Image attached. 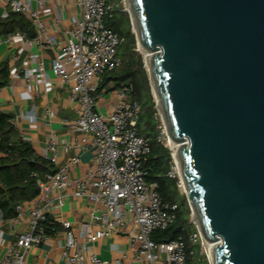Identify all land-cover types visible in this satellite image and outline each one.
Returning <instances> with one entry per match:
<instances>
[{"label": "water", "instance_id": "1", "mask_svg": "<svg viewBox=\"0 0 264 264\" xmlns=\"http://www.w3.org/2000/svg\"><path fill=\"white\" fill-rule=\"evenodd\" d=\"M211 264H264V0H125Z\"/></svg>", "mask_w": 264, "mask_h": 264}, {"label": "built area", "instance_id": "2", "mask_svg": "<svg viewBox=\"0 0 264 264\" xmlns=\"http://www.w3.org/2000/svg\"><path fill=\"white\" fill-rule=\"evenodd\" d=\"M73 1L79 14L71 18L70 27L63 29L64 40L56 43L44 21L46 16L52 15L55 26H61L62 8L54 0H33V4L31 0H0V18H6L10 12L20 13L29 20L34 31L31 38L20 31L7 34L0 37V44L16 46L13 61L27 53L23 64L33 66L26 69L24 80L36 79L43 92L50 91L52 83L38 56L29 50L34 44L43 49L56 46L50 70L55 78L69 86V98L75 104L74 117L68 126L90 137L82 146L92 152L85 173L75 176L72 170L80 163L79 145L64 144L65 152L73 149L74 153L60 163L59 141L51 133L48 153L42 158L53 165V171L34 173L38 188L35 198L18 204L16 216L12 218L4 219L0 209V264L29 263L32 248L52 237L61 247L63 264H106L93 252L92 245L102 237L119 233L126 234L130 244L135 245L136 262L190 264L195 252L188 250L187 244L198 245L199 254L209 261L208 243L197 228L186 241L181 235L162 242L151 239L153 232L166 229L175 220L177 205L163 200L156 183L146 179L142 158L150 153L151 146L138 129L141 106L132 99L129 84L113 89L116 100L110 111L102 112L97 105L107 93L105 89L98 90L102 76L121 63L117 49L123 39L106 24L119 3L114 0ZM9 69L10 77H19L17 67L9 65ZM49 111L47 108L45 114L49 115ZM158 139L163 143V137ZM170 156L166 174L177 178L178 187L183 186L175 153L170 151ZM67 195L86 199L90 204L86 220L76 223L78 234L73 233V223L56 214ZM26 211L25 227L17 230L19 218ZM46 222L48 225L57 223L59 229L51 227L47 233ZM3 225L7 229L2 228Z\"/></svg>", "mask_w": 264, "mask_h": 264}, {"label": "trees", "instance_id": "3", "mask_svg": "<svg viewBox=\"0 0 264 264\" xmlns=\"http://www.w3.org/2000/svg\"><path fill=\"white\" fill-rule=\"evenodd\" d=\"M118 2L117 0H114ZM119 3V2H118ZM107 26L118 33L123 39L117 49L120 66L102 76L98 90L106 92L116 89L121 84L132 86V99L139 102L141 112L138 119V129L141 135L148 139L151 151L142 158L143 168L146 170L148 182H154L163 200L177 205L175 220L164 230L151 234V239L162 242L183 236L186 241L188 235L196 230L189 221L188 201L180 195L177 188V178L167 176L166 172L171 160L170 150L159 141L158 116L155 102L149 92L148 79L145 74L142 58L135 51V35L131 30V22L127 11L119 8L113 11L106 20ZM23 32L26 37H33L34 31L29 20L20 13L10 12L6 18H0V37L15 32ZM10 80V69L7 59L0 60V88L7 86ZM53 171V165L35 154L31 143L21 138L16 131L12 114L0 110V209L4 219L16 216V206L24 201L32 200L38 193L36 177L44 172ZM59 229L57 223L48 225ZM199 254V246L187 244ZM195 264H207L204 255ZM201 261V262H200ZM190 264H193L190 261Z\"/></svg>", "mask_w": 264, "mask_h": 264}, {"label": "crops", "instance_id": "4", "mask_svg": "<svg viewBox=\"0 0 264 264\" xmlns=\"http://www.w3.org/2000/svg\"><path fill=\"white\" fill-rule=\"evenodd\" d=\"M62 8L63 21L60 28H57L53 21V16L44 18L47 31L51 34L56 43L64 40L63 29L71 26V18L79 14V10L73 0H54ZM33 4V0H31ZM52 3V2H51ZM15 45L9 43L0 44V60L7 59L9 65L17 67L20 71L19 77H10L9 84L0 88V110L13 115L17 134L29 141L38 156L48 153L47 141L51 133H54L59 141L58 159L62 163L66 158L74 153V150H63L64 144L79 145L78 156L80 163L73 168L75 176H82L88 166L92 152L90 148H84L82 143L89 142L90 137L79 132L71 130L68 122L74 117L75 104L69 98V86L55 78L50 70L51 61L56 51L53 48L43 49L38 44L31 46L29 52L37 55L42 62L43 70L51 81V89L43 92L39 89L36 79L24 80V74L28 67L33 65L23 64V59L27 53L13 61ZM116 100L114 90L108 91L97 101L99 110L108 112ZM50 114L46 115V109ZM71 193V190H68ZM90 210V204L86 199L73 198L67 195L63 206L56 212L64 219L73 223V233L78 234L76 223L86 220ZM20 222L17 230H23L27 219V211L20 216ZM7 229V226H1ZM130 238L124 234H110L102 237L92 245L93 252L106 264H147L145 262H136L133 258L135 245L130 244ZM29 263L26 264H63L61 257V247L56 238L49 239L39 247L32 248L30 252ZM89 264V263H87Z\"/></svg>", "mask_w": 264, "mask_h": 264}, {"label": "rangeland", "instance_id": "5", "mask_svg": "<svg viewBox=\"0 0 264 264\" xmlns=\"http://www.w3.org/2000/svg\"><path fill=\"white\" fill-rule=\"evenodd\" d=\"M117 1L119 2V4H120V6L122 7V9L126 11L127 7H126V4H125V0H117ZM131 30H132V32H133L134 35H135V31H134V28H133L132 24H131ZM134 49H135L136 52H138V53L140 54V56H141V58H142V62H143V65H144L145 74H146L147 79H148L149 92H150V94L152 95V98H153V100H154V102H155V97H154V94H153V90H152L151 83H150V81H149V75H148L147 67H146V64H145V60H147V58L145 57L142 48L139 46V44H138V40H137L136 36H135V46H134ZM155 108H156V110H157L156 103H155ZM156 114H157V116H158V120H159V122H158V128H159V130H160V135H159V136H160L161 139H162V137L164 138L163 143L166 144L165 146H166L171 152H174V151H173L174 149H173L172 145L170 144V141L168 140V136H167V134H166V130H165V127H164L163 121H162V119H161V116H160L158 110H157ZM168 141H169V143H168ZM170 146H171L172 148H171ZM177 188H178L179 194L185 196V198H186V200H187V197H186V194H185V192H184V188H183V186L180 185L179 187L177 186ZM188 212H189V217H188V218H189V221L192 222V223L194 224L195 228H197V227H196V224L194 223V218H193V216H192V211H191V208H190L189 203H188ZM208 254H209V253H208ZM198 260H201V259H200V255L195 256L191 261L193 262V264H195L196 262H198ZM207 261H208V260H207ZM200 262H201V261H200ZM207 264H211L210 260L207 262Z\"/></svg>", "mask_w": 264, "mask_h": 264}, {"label": "bare ground", "instance_id": "6", "mask_svg": "<svg viewBox=\"0 0 264 264\" xmlns=\"http://www.w3.org/2000/svg\"><path fill=\"white\" fill-rule=\"evenodd\" d=\"M144 55H145V57H146L147 59L149 58V54L144 53ZM169 141H170V144L172 145L173 149L175 150L176 147H177L176 142H174L171 138H169ZM182 185H184L183 182H182ZM207 245H208V249H209V251H210L211 245H210V244H207Z\"/></svg>", "mask_w": 264, "mask_h": 264}]
</instances>
